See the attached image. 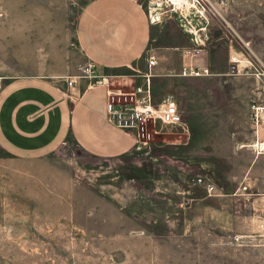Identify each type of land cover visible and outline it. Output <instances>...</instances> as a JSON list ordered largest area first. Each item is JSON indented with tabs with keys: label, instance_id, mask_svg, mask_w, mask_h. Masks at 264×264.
Here are the masks:
<instances>
[{
	"label": "rangeland",
	"instance_id": "374dc122",
	"mask_svg": "<svg viewBox=\"0 0 264 264\" xmlns=\"http://www.w3.org/2000/svg\"><path fill=\"white\" fill-rule=\"evenodd\" d=\"M136 1L159 21L141 61L119 70V88L151 74L155 57V101L174 99L182 125H159L148 145L107 159L70 136L35 161L0 144V264H264V155L232 132L250 134L249 98L261 95L231 94L264 89V0L252 25L244 0ZM90 2L0 0V91L27 76L65 92L70 80L117 77L78 45Z\"/></svg>",
	"mask_w": 264,
	"mask_h": 264
},
{
	"label": "crops",
	"instance_id": "0c3cea01",
	"mask_svg": "<svg viewBox=\"0 0 264 264\" xmlns=\"http://www.w3.org/2000/svg\"><path fill=\"white\" fill-rule=\"evenodd\" d=\"M244 1L245 23L252 25L255 0ZM194 2L193 8L197 9L196 0ZM152 17L157 19L156 14ZM158 21L152 23L136 0H91L79 21L78 45L99 70L115 71L117 77L107 78L109 85H89L84 79L67 92L42 76L21 77L9 82L0 91V144L21 161L44 158L68 136L85 153L99 158H115L132 151L136 147L134 137L107 119V93L110 88L120 89L119 85L125 82L122 79L126 77H122L119 70L141 61L149 45L152 25ZM150 69L152 77L159 75L152 73L153 67ZM133 80L128 77L127 83ZM254 93L261 97L249 98V112L254 111L253 106H260L255 103L264 97V89L253 92L246 87L231 92L244 96ZM248 126L250 134L240 128L232 132L242 134V142L249 141L241 147L253 149L254 143L263 142V126L260 120L257 125L249 122ZM263 155L264 151L256 152L257 157Z\"/></svg>",
	"mask_w": 264,
	"mask_h": 264
},
{
	"label": "built area",
	"instance_id": "2783aa9c",
	"mask_svg": "<svg viewBox=\"0 0 264 264\" xmlns=\"http://www.w3.org/2000/svg\"><path fill=\"white\" fill-rule=\"evenodd\" d=\"M156 64V58L151 57L148 61L149 68L154 67ZM141 78L142 81L138 82L130 91L110 88L106 101L108 121L132 135L136 141V147L148 145L152 139V134L158 132L159 125L173 127L183 123L182 111L174 99L168 97L160 102L155 101L151 80L152 74H144ZM76 83V81L70 80L68 85L73 88ZM100 84L109 85L108 81ZM255 108L256 106H253V120L254 124L257 125L264 111ZM257 132L256 128V134ZM258 143L256 142L254 147H257ZM263 143L264 141L261 144ZM261 151V147L258 146L257 153ZM199 182L204 183V187L208 191L215 189L214 184L211 182H204L202 179Z\"/></svg>",
	"mask_w": 264,
	"mask_h": 264
},
{
	"label": "bare ground",
	"instance_id": "6f19581e",
	"mask_svg": "<svg viewBox=\"0 0 264 264\" xmlns=\"http://www.w3.org/2000/svg\"><path fill=\"white\" fill-rule=\"evenodd\" d=\"M169 1L172 3L173 6H176V8L185 7V9H191V8L193 9V6H195V2H193L192 0H169ZM196 2H197V0H196ZM199 4H200V1H199ZM199 12L204 15L203 11L199 10ZM152 21L153 22L158 21V18L153 19V17H152ZM255 109H258L259 111H264V106L263 105L256 106ZM257 145L260 146L261 150L264 151V143L263 144L258 143ZM263 151H261V152H263Z\"/></svg>",
	"mask_w": 264,
	"mask_h": 264
}]
</instances>
